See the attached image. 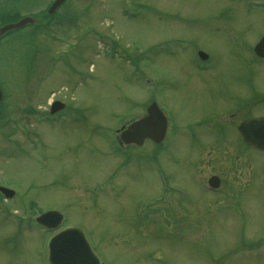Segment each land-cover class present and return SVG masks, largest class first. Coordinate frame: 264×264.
Here are the masks:
<instances>
[{"label":"rangeland","instance_id":"rangeland-1","mask_svg":"<svg viewBox=\"0 0 264 264\" xmlns=\"http://www.w3.org/2000/svg\"><path fill=\"white\" fill-rule=\"evenodd\" d=\"M50 1L0 0V12ZM59 9L67 15L0 42V185L15 191L0 195V264H48L51 233L35 221L45 210L80 228L103 264H264V152L231 129L222 144L216 135L218 120L236 131L264 113L263 100L252 106L264 94V59L248 50L264 31L262 9L245 0H66ZM55 98L65 107L46 119ZM152 98L167 140L116 148L112 133Z\"/></svg>","mask_w":264,"mask_h":264},{"label":"water","instance_id":"water-1","mask_svg":"<svg viewBox=\"0 0 264 264\" xmlns=\"http://www.w3.org/2000/svg\"><path fill=\"white\" fill-rule=\"evenodd\" d=\"M63 0H54L45 15L51 14ZM37 21V16L26 15L13 22H7L0 26V35L11 28L22 27L28 23ZM254 51L257 55L264 57V36L256 43ZM1 98V91H0ZM55 101L51 111L62 107ZM166 119L156 103H152L147 114L132 121L122 132L121 139L125 143L141 144L145 137H150L159 142L164 133ZM238 129L243 140L255 149L264 150V116L249 117L240 122ZM208 184L216 188L219 178L215 175L208 179ZM0 190L7 196H12L14 191L10 188L0 186ZM62 218V214L56 210H48L36 217L37 222L49 227H56ZM49 261L52 264H99L97 257L90 249L82 231L78 228H67L54 235L49 242Z\"/></svg>","mask_w":264,"mask_h":264},{"label":"flooded vegetation","instance_id":"flooded-vegetation-1","mask_svg":"<svg viewBox=\"0 0 264 264\" xmlns=\"http://www.w3.org/2000/svg\"><path fill=\"white\" fill-rule=\"evenodd\" d=\"M53 0H51L50 1V3L52 2ZM65 1L66 0H64V2H63V4L65 3ZM49 3V4H50ZM48 4V5H49ZM47 7V6H46ZM45 8V7H44ZM43 8V9H44ZM60 7H58L54 12H53V14L52 15H50V17H56L55 16V14H63V15H67V13L66 12H61V13H59V9ZM16 9H11V10H6V11H1L0 12V19H4V18H12V19H15V18H18V17H20V16H22V15H35V13H36V15H38L39 17H46V15H44L43 14V12H40V11H42V10H38V11H35V12H22V13H19V12H16L15 11ZM229 9H227L226 11H228ZM261 14H262V12H261ZM73 15H74V12H73ZM76 16V15H75ZM264 31H262V33H263ZM199 50H203V49H200V48H198L197 50H196V53H195V55H196V63L198 62V63H204L207 59H208V57L207 58H205V59H200L199 57H198V52L197 51H199ZM264 101V96H262V94L261 93H259V94H256L255 96H254V98H253V102H252V106L254 105L255 107H258V105H260L261 103V101ZM246 102H243V103H241V105H239L238 106V108H237V110L236 111H238V110H240L241 108H243V107H245L246 106ZM250 104V103H249ZM248 109H251V104H250V107L248 108ZM235 110L234 111H230V114H229V117L231 116V115H235V112H236ZM229 113V112H228ZM250 114V113H249ZM224 115H225V113L223 114V117H224ZM244 116V115H243ZM246 117V116H245ZM244 118V117H243ZM224 120H226V121H221V120H218V125H221L220 127H218L217 128V136H219V137H221V138H218V141H220L221 142V144H222V142L224 141V137H225V134L227 133V134H230L231 133V136H232V132L234 131L235 132V135L237 136V134H238V142H240V143H242V139L240 138V136H239V133H238V130H237V125H236V131H237V133H236V131L234 130V127H232V128H228V127H230V125L229 124H227L226 122H227V120H228V118L227 119H224ZM217 125V126H218ZM213 126H214V123H213ZM225 128H228V129H225ZM229 129H231L232 130V132H230V130ZM216 137V136H215ZM237 139V138H236ZM218 144V143H217ZM242 145H243V143H242Z\"/></svg>","mask_w":264,"mask_h":264}]
</instances>
